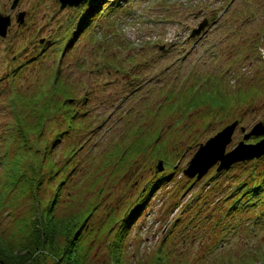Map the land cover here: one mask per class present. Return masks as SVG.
<instances>
[{"label": "rangeland", "instance_id": "obj_1", "mask_svg": "<svg viewBox=\"0 0 264 264\" xmlns=\"http://www.w3.org/2000/svg\"><path fill=\"white\" fill-rule=\"evenodd\" d=\"M118 1L68 47L84 18L75 6L18 0L12 8L15 0H0V14L12 20L0 37V238L16 247L26 242L37 207L45 213L59 186V201L52 203L57 216L83 218L88 212L91 225L106 232L126 206L109 218L117 197L124 195L125 202L128 191L138 192L167 158V183L152 193L130 229L126 263L150 264L167 236L169 263L264 264V214L257 210L264 203L258 195L250 193L249 204L234 210V217L214 209L220 193H206L202 210L184 207L192 195L247 172L233 167L218 177L214 165L196 179L187 170L202 144L236 121L227 151L251 147L254 131L253 138H264V0L108 4ZM44 40L51 44L46 54ZM57 72L75 95L71 112L88 110L81 117L88 127L51 150L60 166L51 169L40 165L42 151L35 156L33 150L38 152L37 143L48 145L59 128L46 110L48 101L64 102V93L53 90ZM72 146L78 153L63 171ZM96 236L88 234L85 249L100 264L107 248Z\"/></svg>", "mask_w": 264, "mask_h": 264}, {"label": "trees", "instance_id": "obj_2", "mask_svg": "<svg viewBox=\"0 0 264 264\" xmlns=\"http://www.w3.org/2000/svg\"><path fill=\"white\" fill-rule=\"evenodd\" d=\"M109 2L110 0H84L79 4L78 7H76V10L78 12L84 14V18L81 19L79 25L76 26L77 31L69 41L67 45L68 47H70L74 43L75 39H78L80 34L87 31L92 26V24L96 22V20L98 19L97 16H103L107 12V9H113L111 5H108ZM115 4L117 5V2H115ZM64 41L65 39H62L61 44ZM43 44L44 45H41L40 47L42 48V52L46 54V52H48L46 50L50 49L49 46L51 44L49 40H47V42L45 40ZM53 46L54 48L52 49H56L55 44ZM54 80L55 83L53 86V90L58 92L62 91L64 93V102L59 105L56 102L48 101L46 110L48 108L53 111L54 114H52L50 118L55 121L56 126H58L59 128L56 130L52 139L49 140L48 145L43 147L40 143L35 144V146H37L38 152L36 150H33V153H37L35 156H38L42 151V155L40 157L41 166H48L51 169H53L54 167L60 169L59 164H55L53 157H51V155L49 154L56 150L57 146L60 145V141H67L68 143H71L72 141L69 139V137L73 134L74 130L79 131L83 126L88 127V125L81 122L82 115L86 112L88 113V110L85 112H81L80 114L79 112L72 113V107H75L73 102L76 100L74 93L72 92L73 94H71V92L68 90L69 88L63 87V85L60 84V72H57L55 74ZM239 96L240 98H242L241 95ZM88 98L89 95L86 93L84 99H82L81 102L85 101V99L87 100ZM64 107H66V109ZM67 108L69 110H67ZM40 116H44V113L41 112ZM81 124L82 126H80ZM253 137L255 136H251V138L254 140H251L252 142H250V144L252 145H255L263 140V138L261 137ZM24 143L27 146L28 142L26 143L24 141ZM29 150L30 149L28 148V151ZM51 150L53 151L51 152ZM78 150L79 148L74 146H72V148H68V159L65 164H63V171H66L67 167L73 164V162L69 160L71 159V157L77 155ZM112 156H115V154L112 153ZM48 160L51 161V163L48 162ZM16 161L17 163L19 162L18 158ZM160 161H165L167 165L170 162L167 158H163L159 160V162ZM260 162H262V166L258 168L257 166L260 164ZM74 167L76 166H73L69 172H71ZM233 167H244V170L246 169V167L248 168L243 177H241L242 174H239L236 177H233V175L229 176V178L232 180L230 181L232 185H230V183L224 186L218 184L219 186L214 185L211 191L202 192V195L194 194L191 196L190 200L185 203L186 205H184V207L189 208L193 206L194 208L196 207L197 211L202 210V204L204 205V203H202L200 199L204 198L206 193H208V196L210 194L216 196L220 193L217 206H215L214 209H226L227 211L232 213L231 215H229L230 217L235 216L233 215L234 210L242 209L243 206H245L244 202L249 204L248 197L250 196V193L258 195V201L264 203V154L259 157H253L246 160L244 159L243 161L234 162L230 165V167L223 169L222 171H218L216 169V171H218L216 175L220 177L222 175V172L230 175L232 171L231 168ZM244 176L246 177L244 178ZM168 177L169 175L167 174V171L157 172V174H155L152 178L147 179L144 186L141 189H138V192L132 190L131 193H129L128 191V198L125 202L124 195H120L119 197H117L114 207L111 211H109L107 216L109 218L112 217L116 209H118L119 207L121 208L125 204L126 206L123 210L122 216L119 217L118 220L113 223L112 228H110L106 232L105 228H96L95 226L93 227L91 225V222H89L90 213L88 214V212L87 214L83 215V218L76 216L77 213H72V215L70 214V216L66 217L57 216L54 212V207H52V203L54 204L59 201L61 195V189L59 186V189L57 191L58 198L56 197V202L53 201L51 203V206L45 212L47 214H45L43 211L39 212V206L37 207L38 217H35L34 221L32 222L33 230L32 228L30 230L32 232V235L29 231L30 236L27 234L24 237L26 239V242H22L23 244L21 243L19 247H16L0 238V264H93L95 262V259L92 258V252L85 249L86 246L90 245L89 243L91 242V240L88 243H85V240L88 234L91 237L92 234L96 232V240L102 246V250H105L104 245L107 248L106 262L100 264H127V261L125 259V247H127V238L130 234V229L133 227L136 219L140 217L143 209L152 196V193H154L157 188L164 186L167 183ZM201 191L204 190L202 189ZM132 195L134 196L133 199L131 198ZM128 199H130L129 202ZM260 206L261 205H257V210H259L260 213L264 214V207L260 209ZM95 212L96 207L93 206L91 216ZM224 216H226L225 212L223 214V217ZM223 217L219 218V220L221 221ZM178 221L179 220H177V222ZM171 226H174V222ZM170 231L171 230L168 231V234L170 233ZM166 237L162 241L158 251L154 254L155 258L150 264H180L182 262V260H178L173 263H169V260L164 259L166 257H170L171 254L168 253L165 249V243L167 239ZM170 251L172 252L173 250ZM262 255H264V253ZM50 260L52 262H49Z\"/></svg>", "mask_w": 264, "mask_h": 264}, {"label": "water", "instance_id": "obj_3", "mask_svg": "<svg viewBox=\"0 0 264 264\" xmlns=\"http://www.w3.org/2000/svg\"><path fill=\"white\" fill-rule=\"evenodd\" d=\"M61 7L67 5H79L83 0H59ZM18 0H15L12 8H15ZM24 12L19 15V20L23 21ZM12 20L10 15L0 14V35L6 36L9 26ZM238 122H234L227 125L223 130L218 132L215 136L211 137L205 144L200 146V149L196 152L194 158L190 163V168L187 170L188 174L201 177L205 172L217 162H221L218 170L229 167L232 163L241 161L248 158L259 157L264 154V141L252 145L251 150H247L243 147H237V149L226 153L227 145L232 140V135L236 129ZM264 129V128H263ZM262 129V130H263ZM257 131L249 133L248 137L255 135ZM259 134V133H258ZM260 144V145H259ZM262 144V145H261ZM249 148V149H250ZM245 149V150H244ZM258 149V150H257ZM254 150V151H252ZM256 150V151H255ZM262 150V151H261ZM249 152V153H248ZM257 152V153H256Z\"/></svg>", "mask_w": 264, "mask_h": 264}, {"label": "bare ground", "instance_id": "obj_4", "mask_svg": "<svg viewBox=\"0 0 264 264\" xmlns=\"http://www.w3.org/2000/svg\"><path fill=\"white\" fill-rule=\"evenodd\" d=\"M16 8V7H15ZM198 39H195V41H197ZM200 40V39H199Z\"/></svg>", "mask_w": 264, "mask_h": 264}]
</instances>
